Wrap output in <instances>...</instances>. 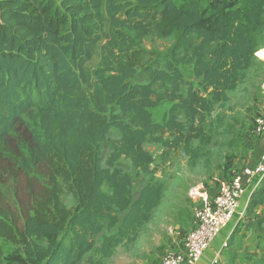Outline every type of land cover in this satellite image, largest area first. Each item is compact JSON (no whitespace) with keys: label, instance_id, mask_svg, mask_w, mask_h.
Instances as JSON below:
<instances>
[{"label":"trees","instance_id":"obj_1","mask_svg":"<svg viewBox=\"0 0 264 264\" xmlns=\"http://www.w3.org/2000/svg\"><path fill=\"white\" fill-rule=\"evenodd\" d=\"M146 36L176 42L161 56L140 47ZM103 41L101 64L91 69ZM263 48L264 0H211L206 8L197 0H0V145L38 112V145L52 159L49 195L19 233L25 264H82L135 241L164 196L145 144L196 158L191 143L207 116L230 101ZM187 64L194 81L181 69ZM166 101L172 107L157 123L151 109ZM105 144L113 148L107 160ZM138 179L145 184L134 194ZM263 206L264 187L234 234L261 229ZM0 237L17 238L1 215ZM3 257L0 247V264Z\"/></svg>","mask_w":264,"mask_h":264},{"label":"rangeland","instance_id":"obj_2","mask_svg":"<svg viewBox=\"0 0 264 264\" xmlns=\"http://www.w3.org/2000/svg\"><path fill=\"white\" fill-rule=\"evenodd\" d=\"M188 1L176 0L178 4ZM197 1L202 8H206L211 0ZM175 42L174 36H146L140 42V47L146 52L165 56ZM105 43L106 41L101 43L97 55L88 64L91 69L100 66L101 47ZM259 54L262 58L258 67L264 61L261 52ZM181 69L187 80L194 81L191 65H183ZM262 80L264 68L260 70L252 67L239 88L229 93L230 101L217 105L215 111L207 116L201 128V138H195L191 143L192 149L197 152L196 158L187 155L183 149L167 150L153 142L145 144V149L155 158L154 177L164 185L160 206L154 211L152 219L143 226L135 241L117 246L110 258L90 253L82 264H90L89 257L94 259V264H162L167 253L183 247L185 238L193 227L196 208L200 205V193L206 191L210 196L215 195L220 182L229 180L254 155L253 146L260 136L253 133V125L256 118L264 117V108L258 107L260 99L256 98L264 91ZM171 107L172 104L166 101L151 109L154 121L162 123ZM43 138L41 115L34 112L32 116L25 117L0 145V215L17 236L14 241L0 237V247L4 252L2 264H25L19 233L23 231L35 206L44 201L51 190L52 159L41 155L38 145ZM112 139L117 141L115 137ZM112 153V146L105 144L104 159L107 160ZM124 164L126 170L132 173L130 162L124 161ZM144 184V180H136L134 194ZM194 190H197V195L193 194L195 198L191 197ZM61 198L68 209L75 208L76 200L70 193L65 191ZM235 221L236 218L227 228ZM114 235L116 231L113 230H106L103 234ZM103 236L98 238L99 244Z\"/></svg>","mask_w":264,"mask_h":264},{"label":"built area","instance_id":"obj_3","mask_svg":"<svg viewBox=\"0 0 264 264\" xmlns=\"http://www.w3.org/2000/svg\"><path fill=\"white\" fill-rule=\"evenodd\" d=\"M253 133L257 136L264 135V117L255 119ZM263 180L264 153L255 166L237 169L231 179L220 182L215 195L210 196L206 191L200 193V205L196 208L193 227L185 238L183 249L167 253L162 264L199 262L208 247L235 218L239 223L246 217L251 198H246L244 208L241 207V201L247 195L248 189L255 192ZM191 197L195 198L193 192ZM227 246L225 243L224 248Z\"/></svg>","mask_w":264,"mask_h":264},{"label":"crops","instance_id":"obj_4","mask_svg":"<svg viewBox=\"0 0 264 264\" xmlns=\"http://www.w3.org/2000/svg\"><path fill=\"white\" fill-rule=\"evenodd\" d=\"M260 58H262L261 55L257 54L254 59L253 67H255V69L261 70L264 68V61L262 66L258 67ZM263 81L264 80H262V82ZM262 89H264V82L262 84ZM261 94L263 95L261 96ZM256 98L260 99V105H258V107L264 108V91ZM253 147L254 155L245 161L244 167H252L258 163L260 156L264 153V135L259 137ZM262 187H264V185H261L259 188ZM255 192H253L252 189H248L246 198H251ZM246 198L241 205L242 208L246 205ZM261 213H264V206L260 207L257 211V214ZM237 224L238 221H235L231 227L224 230L218 239H216L204 252L199 262L194 263L188 261L187 264H264V225L257 231H246L244 228H240V230L234 234ZM225 243L228 244L226 249L224 248ZM183 247L180 250H182Z\"/></svg>","mask_w":264,"mask_h":264},{"label":"bare ground","instance_id":"obj_5","mask_svg":"<svg viewBox=\"0 0 264 264\" xmlns=\"http://www.w3.org/2000/svg\"><path fill=\"white\" fill-rule=\"evenodd\" d=\"M261 54H262V56L264 57V49L261 51ZM194 193H196V195H197V190H194V191H193V194H194Z\"/></svg>","mask_w":264,"mask_h":264}]
</instances>
